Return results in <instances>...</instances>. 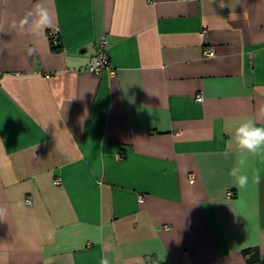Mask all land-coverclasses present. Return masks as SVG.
Instances as JSON below:
<instances>
[{"label":"crops","instance_id":"crops-1","mask_svg":"<svg viewBox=\"0 0 264 264\" xmlns=\"http://www.w3.org/2000/svg\"><path fill=\"white\" fill-rule=\"evenodd\" d=\"M39 2L33 35L37 0H0V264L264 259V154L229 174L264 127V0ZM100 37L112 77L85 69Z\"/></svg>","mask_w":264,"mask_h":264},{"label":"clouds","instance_id":"clouds-1","mask_svg":"<svg viewBox=\"0 0 264 264\" xmlns=\"http://www.w3.org/2000/svg\"><path fill=\"white\" fill-rule=\"evenodd\" d=\"M51 25V14L49 10L37 0L33 9L29 11L24 18L19 21V28L21 31H28L33 35H39L44 28ZM76 57L65 54L64 62L66 67L76 70L79 65L73 61ZM233 141L236 149L239 150L236 165L230 170V175L235 179L239 187L244 188L249 184L250 177L242 169L245 167L249 158L264 154V127L256 126L252 119H247L239 124L235 129L234 137L229 141V148L231 150ZM223 156L228 157L230 151L222 153ZM251 179L259 184L260 171L256 170ZM5 214V209L0 208V217ZM101 264H110L109 258L105 256L101 260Z\"/></svg>","mask_w":264,"mask_h":264},{"label":"built area","instance_id":"built-area-1","mask_svg":"<svg viewBox=\"0 0 264 264\" xmlns=\"http://www.w3.org/2000/svg\"><path fill=\"white\" fill-rule=\"evenodd\" d=\"M48 36L51 40V42H57L58 37H59V30L57 28H54L48 32ZM203 56L205 58H214L215 52L212 49H207L203 51ZM89 72L95 75H99L103 71H106L110 77L113 76V73L111 72V69L109 68L108 65V59L106 56V38L100 37L96 43V49L93 57L90 59L88 65L85 68ZM0 79H1V74H0ZM195 100L199 103L203 101V95L198 94L195 97ZM189 181L190 183H193L194 181V176L190 175L189 176ZM233 197V194L231 192H228L226 194L227 199H231ZM142 202V200H140ZM30 201H26V205H29Z\"/></svg>","mask_w":264,"mask_h":264},{"label":"trees","instance_id":"trees-1","mask_svg":"<svg viewBox=\"0 0 264 264\" xmlns=\"http://www.w3.org/2000/svg\"><path fill=\"white\" fill-rule=\"evenodd\" d=\"M242 255L246 261V264H264L256 249H247L242 252Z\"/></svg>","mask_w":264,"mask_h":264}]
</instances>
